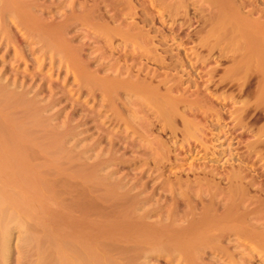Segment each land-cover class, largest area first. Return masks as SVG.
<instances>
[{
  "label": "rangeland",
  "instance_id": "obj_1",
  "mask_svg": "<svg viewBox=\"0 0 264 264\" xmlns=\"http://www.w3.org/2000/svg\"><path fill=\"white\" fill-rule=\"evenodd\" d=\"M0 195V264H264V0H0Z\"/></svg>",
  "mask_w": 264,
  "mask_h": 264
},
{
  "label": "bare ground",
  "instance_id": "obj_2",
  "mask_svg": "<svg viewBox=\"0 0 264 264\" xmlns=\"http://www.w3.org/2000/svg\"><path fill=\"white\" fill-rule=\"evenodd\" d=\"M1 196V195H0ZM4 198V197H3ZM4 200V199H3ZM7 200V199H6ZM2 201V200H1ZM4 205V204H3ZM6 214V213H5ZM228 214V213H227ZM3 216V215H2ZM2 225V224H1ZM0 225V230L2 231L3 230V228H2V226H4V225H2L1 226ZM4 233H6L7 234V232H6V230L4 231ZM3 235V234H2ZM1 235V236H2ZM5 236V235H4ZM259 236V235H258ZM6 237V236H5ZM4 237V238H5ZM5 242V241H4ZM60 250V249H59ZM64 250V249H63ZM65 252V251H64ZM64 252H62L61 254L60 253H58V254H60L59 256L61 257V264H78V263H76V262H71L69 259H67V257H66V253H64ZM69 256V255H68ZM71 258V257H70ZM74 260V259H73ZM75 260H76V258H75ZM82 262V261H81ZM80 263V262H79ZM55 264V263H54Z\"/></svg>",
  "mask_w": 264,
  "mask_h": 264
}]
</instances>
